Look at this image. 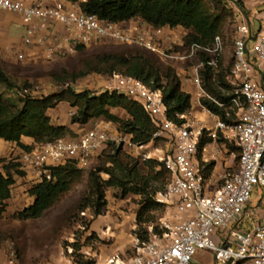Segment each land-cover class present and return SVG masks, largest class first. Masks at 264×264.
Here are the masks:
<instances>
[{
	"label": "built area",
	"instance_id": "obj_1",
	"mask_svg": "<svg viewBox=\"0 0 264 264\" xmlns=\"http://www.w3.org/2000/svg\"><path fill=\"white\" fill-rule=\"evenodd\" d=\"M227 2L239 21L234 65L227 78L233 95L228 103H221L207 92L202 79L206 67L217 70L223 60L220 37L212 47H188L189 32L183 28H154L145 22L115 24L83 13L79 3L68 0H0V18H15L25 31L22 47L46 62L73 56L78 48L107 43L139 48L163 62L180 65L204 55V60L189 68L178 67L176 75L181 88L195 87L192 102L205 110L209 122L188 115L181 117L182 125L172 122L162 91L136 78L114 74L108 83L106 93L141 105L157 127L155 138L173 144V155L166 161L172 181L157 195V202L175 208L176 216L163 224L161 234L150 228V240L133 256L116 255L105 264H194L200 251L212 252L214 264H264V0ZM257 24L258 32L254 30ZM2 33L0 25V45ZM185 47L186 55L176 52ZM16 53L20 58L27 55L19 49ZM70 88V84L63 87ZM33 93H40V88L24 89L20 96ZM204 101L224 110L226 121L204 108ZM110 142L122 143L138 155L145 148L134 144L130 136L115 139L105 125L77 138L22 152L21 164L41 181H52V169L68 162H75L81 170L91 169ZM223 144L233 147L230 155L236 165L214 184L205 172L222 159ZM255 191L260 200L258 209L252 211ZM0 253L4 257L0 264H21L13 242L1 247Z\"/></svg>",
	"mask_w": 264,
	"mask_h": 264
},
{
	"label": "trees",
	"instance_id": "obj_2",
	"mask_svg": "<svg viewBox=\"0 0 264 264\" xmlns=\"http://www.w3.org/2000/svg\"><path fill=\"white\" fill-rule=\"evenodd\" d=\"M79 3L81 11L88 15H96L101 20L115 24L128 23L134 19H140L154 28H183L189 32L185 38L189 47L197 44L203 47H212L215 39L222 33L225 16L220 9L223 2L229 7L227 0H214L216 7H212L208 0H68ZM85 50L78 48L77 53ZM204 60V58L202 59ZM83 72L73 74L75 81L81 76L90 73L113 75L117 72L142 81L153 90H161L164 103L167 108L168 118L182 125V116L189 114L192 108L191 96L182 91L181 83L173 68L161 69L159 64L146 54L139 52L125 55H106L98 62L87 63ZM203 84L207 92L220 101L228 103L233 95V88L226 82L224 74L215 75L213 69L206 67L202 72ZM0 85L7 91H14L15 85L0 69ZM32 87H25L30 89ZM23 89V90H24ZM18 92V106L9 103L4 94L0 93V139L17 144L23 152H30L32 147L22 143L23 138L33 139L37 146L51 145L59 139H72L79 136L67 127H58L52 124L49 113L62 104L70 105L77 112L71 118L73 125L88 126L94 124V130L101 121H107L117 126L119 132L130 136L132 142L138 146H147L159 139L155 138L157 127L153 119L144 108L117 94L105 93L93 97L90 92L76 93L67 90L52 96L30 94L25 98ZM225 93V94H224ZM203 107L212 113L218 114L226 121L225 111L215 104L204 101ZM121 110L127 113L128 119H121L112 111ZM96 126V127H95ZM90 130V131H91ZM103 148L101 153L106 149ZM112 152L108 158L96 166L88 176V196L83 200L80 211L91 210L95 218L102 215L107 207L106 193L108 190H119L126 199L130 195L143 196L145 206L150 204L159 193H163L172 181L161 188L153 186L163 177L165 167L163 163L156 161L134 160L124 153L122 145H111ZM35 148V147H34ZM99 155V157H100ZM98 161V159H97ZM162 168V173H156L157 168ZM22 169L21 163H11L6 168V176L0 175V218L6 209V201L11 198V189L15 180L12 169ZM84 170L78 168L75 162H68L52 169L53 180H43L31 190L35 197V203L17 213L15 220L37 221L43 218L50 210L54 209L72 192L74 187L84 179ZM211 166L205 172L210 177ZM108 180L104 179V176ZM150 199V201H149ZM161 205V204H160ZM164 206V205H162ZM139 223V222H138ZM140 225V224H139ZM149 232L143 227L135 232L141 244L148 240ZM154 234H161L158 228H154ZM82 246L74 245L73 257L79 256ZM80 257V256H79ZM83 261V259H82ZM78 262L80 264H95L92 261Z\"/></svg>",
	"mask_w": 264,
	"mask_h": 264
},
{
	"label": "rangeland",
	"instance_id": "obj_3",
	"mask_svg": "<svg viewBox=\"0 0 264 264\" xmlns=\"http://www.w3.org/2000/svg\"><path fill=\"white\" fill-rule=\"evenodd\" d=\"M208 2L214 8L217 6L216 3H214V0H208ZM220 9L225 16L224 28L219 35L224 42V55L219 68L214 70V72L216 76L220 73L224 74L226 82L228 83L227 78L230 76L231 69L234 65V41L237 35L236 30L239 17L236 16L230 6H226L223 2L220 4ZM254 30L257 32L260 30L259 24L255 26ZM24 33L23 26L19 23H15L11 30V34L15 36L16 39L14 40V43H19L24 36ZM14 43H11L10 46ZM8 46L9 45L4 44L0 45V69L11 80V82H13L15 88L14 91L5 92V98L10 96V93L17 98L18 92L25 87H39L41 96H52L65 92L66 90H64L63 87L67 84H70L71 86L69 90L75 91L79 94L90 92L93 97L105 94L107 92L108 83L114 74L107 75L90 73L81 76V78H78L75 81L71 76L73 74H80V72H83V67L87 63L98 62L106 55L118 56L139 52L152 58L159 64L161 69L166 70L168 68H173L175 72H177V69L180 66L189 68L204 58V55L201 54L198 59L180 65L163 62L157 56L147 53L139 48L107 43L94 45L73 56L62 58L54 62H46L37 54L30 56V54H27V50L22 46H20L19 49V52H21L20 54L24 55L26 53L27 55L20 58L16 53V51L18 52V49H7ZM176 52L181 55H186L187 47L177 48ZM115 74L121 73L117 72ZM229 85L231 86V84ZM0 89H5V87L0 85ZM65 108L68 109V113H65L67 117L72 111H75L70 105H65ZM153 143L154 145L150 148H144L139 151L140 155H138V153L134 154L130 152L122 143L110 142L106 149L101 153L98 161L96 160L95 163L97 164H93L94 167L90 169L89 173L94 170L96 166H99L100 163L102 164V162H104L112 153L110 152L112 148L111 145H122L124 153L134 160H142V162L152 160L163 163L165 167L163 177L160 178L159 182L157 181L156 183H153V186L161 188V186L165 185L166 187L170 182L171 173L167 168L166 161L173 155V144L165 139H160ZM156 148H162L165 153L160 155ZM229 148L233 150V147ZM144 155L149 157V159H145ZM17 162L19 164L21 163V156ZM162 171L163 169L158 167L156 173H162ZM86 182L88 183V180L86 181L83 179L74 187L66 199L37 221L19 222L14 219V216L16 215H13L14 209H8L7 207L6 214L3 218H0V248L5 246L7 242H13L16 246L21 264H66V259L74 254L75 244L83 247L81 242L84 241L86 247L92 248L97 243H100V240L94 236L85 239V233L88 232L93 221L91 217H87V213L89 212L91 213V216L93 215L91 210H87L85 213L80 211L83 200L89 193L88 184ZM108 192H111L110 197L112 200H115V207L117 209L123 211V208L127 207L128 213L136 216V225L132 233L134 244L131 250H128L126 254L123 253L124 255L133 256L137 253V249L140 247L141 242L135 235V232L139 231L140 227H143L149 232L148 236H146L145 231L142 232L143 235L146 236L145 238L149 241L151 238L150 228H152L153 231L154 228H158L160 233H162L163 231L161 228L163 224L171 221V209L169 208V210L165 205H160L157 202V196L151 200L152 202L150 204L145 206L143 203V196L130 195L124 199L122 197V192L119 190L112 189L111 191L108 190L107 193ZM259 200L260 198L255 191L250 205L252 211L258 209ZM118 205H120V207H118ZM107 213L108 210H104L102 215L105 217ZM78 255L80 257L77 256L74 258L77 264H80L78 262H81L83 257L80 254ZM82 262H84V259Z\"/></svg>",
	"mask_w": 264,
	"mask_h": 264
},
{
	"label": "crops",
	"instance_id": "obj_4",
	"mask_svg": "<svg viewBox=\"0 0 264 264\" xmlns=\"http://www.w3.org/2000/svg\"><path fill=\"white\" fill-rule=\"evenodd\" d=\"M141 22L143 21L140 19H134L128 22V26L139 25V23L141 24ZM15 23H17L15 18H0V25L3 29V33L1 34V44L9 45L7 49H20V46H22V39L19 43H14V40L16 39L15 36L11 34L12 27ZM11 43L14 44L10 46ZM182 91L185 94L191 96L195 93L196 90L193 85H190L187 87V89L182 88ZM5 92L7 93L8 91L6 89H0V93L5 94ZM5 99L14 106H18L19 104L17 99L11 93L10 96L6 97ZM65 105L67 104H62L57 109L52 110L49 113L53 125L58 127H67L75 134V136H81L82 134L90 131L94 127L95 123L85 127L80 125H73L71 123V118L75 115L76 110L74 109L75 111H72V113L67 117L65 113H68V109L65 108ZM112 113L117 115L121 119H128V115L124 111L114 110L112 111ZM188 116L207 122L210 121L205 110L201 106L193 104V102L191 111L189 112ZM105 125L107 126V128H109L111 134L115 139H119L120 137L124 136L122 133L119 132L117 126L107 121H101L96 126L102 127ZM22 143L25 146L32 148L37 146L34 140L29 138H23ZM152 145H154V143L145 146V149L150 148ZM229 147L230 146L228 145H221V149L224 151L222 159L219 160L218 163L210 165L211 172L210 177L208 179L211 180L214 184H217L219 182V175L227 171L228 168L236 165L235 161L231 158L230 152L232 150ZM156 150L160 153V155L165 153L162 148H156ZM21 153L22 149L19 148L17 144L9 143L0 139V175L6 176V168L9 167L11 163H17V160L20 158ZM96 164L97 163H95L94 165ZM89 171L90 169L83 171L84 180L86 181L88 180ZM11 173L15 180V185L11 189V198L5 203L6 209L3 213V216L6 214L7 207L8 209H14L13 215L31 207L35 203V197H33L30 192L36 184L41 182L37 174L29 170H25L23 168H18L14 170L12 169ZM104 179L108 180V177L104 176ZM110 195L111 192H108L106 194V200L108 204L105 210H108V213L105 215V217L101 215L95 218L93 215V217L91 216L90 212L87 213V217H91L93 221L90 229L88 230V232L85 233V239L94 236L100 240V243H97L95 246L90 248L84 245V241L81 242L83 248L79 254L83 257L82 259H84V262L86 263L88 261H92L95 264H105L113 256L122 255L123 253L126 254V252L128 250H131L133 247L134 241L132 240V233L136 225V216L131 213H128L127 207H124L123 211L117 209L115 207L116 202L115 200H112ZM118 207H120V205H118ZM170 209V220L173 221L176 216V210L175 208ZM3 259V254L0 253V261H2ZM214 262V254L210 251L198 252L194 260V264H214ZM66 264H77V262L73 256H70L68 259H66Z\"/></svg>",
	"mask_w": 264,
	"mask_h": 264
}]
</instances>
